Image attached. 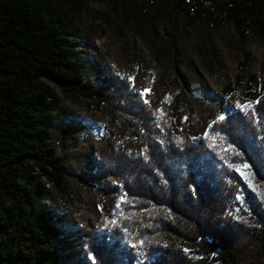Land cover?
I'll return each mask as SVG.
<instances>
[{
    "label": "trees",
    "instance_id": "16d2710c",
    "mask_svg": "<svg viewBox=\"0 0 264 264\" xmlns=\"http://www.w3.org/2000/svg\"><path fill=\"white\" fill-rule=\"evenodd\" d=\"M88 1L0 0V264H68L56 244L65 233L60 213L43 204L47 189L69 206L70 177L92 185L104 176L115 180L107 188L116 203L84 230L71 264H136L135 243L147 253L142 264H264V208L237 170L247 163L264 180V67L261 75L245 73V52L235 82L257 100L230 113L222 107L223 120L192 136L188 119L175 129L177 100L145 103L141 91H131L125 68L106 70L91 49L83 56L80 23ZM107 1L122 12V25L138 22L142 34L148 7L171 24L166 38L150 39L155 65L144 87L172 68L190 88L180 69L186 57L180 28H226L242 36L248 28L264 40V0H232L227 15L221 8L190 13L184 0ZM223 89L231 92V82ZM62 97L83 100L109 128L111 140L96 148V159L87 120ZM126 135L139 148H127ZM242 203L249 206L247 223L237 220Z\"/></svg>",
    "mask_w": 264,
    "mask_h": 264
},
{
    "label": "rangeland",
    "instance_id": "374dc122",
    "mask_svg": "<svg viewBox=\"0 0 264 264\" xmlns=\"http://www.w3.org/2000/svg\"><path fill=\"white\" fill-rule=\"evenodd\" d=\"M146 11L141 25L145 34H142L138 29V22L122 25V12L113 10L112 4L107 0L103 2L89 0L80 23V38L83 47L86 48L83 56L86 57V50L91 49L106 63V70L118 72L125 68L132 81V92L150 89L143 96L148 103L157 100L165 103L177 100L180 112L177 111L175 129H179L185 119H188V130L192 136L202 134L211 120L220 117L222 107L226 113H230L241 109L236 106L233 110L232 106L238 103L242 105L257 100L252 101L244 96L243 88L236 86L235 77L238 61L244 57L245 52H249L250 60L245 73L254 72L261 75L264 67V40L252 32L242 36L236 30L233 32L226 28L208 30L202 25L180 28L178 35V42L186 52L180 69L189 75L187 84L190 88L173 73L172 68L164 74L155 75L150 84L144 87V74L146 71L150 72L155 65L151 55L150 39L155 37L160 42L172 30L167 18H157L149 7ZM146 31L151 33L147 34ZM202 52L206 54L205 61H202L200 56ZM228 82H231L233 89L225 93L223 86ZM49 84L62 96L56 84L53 82ZM62 103L73 113L87 120L89 133L86 140L93 148L92 158L96 159V148L107 145L111 140V136H107L109 128L103 122L101 114L87 107L83 100L75 103L62 97ZM123 142L129 149L139 148L138 142L130 135H126ZM238 173L252 191L254 198L264 208V180L259 178L247 163L239 168ZM114 181L111 176L96 177L93 184L88 185L70 177L69 206L52 188L47 189V199L43 204L46 208L60 213L57 222L65 233L56 240V244L68 264L74 262L81 253L84 230L96 226L102 213L115 205L117 195L107 188L113 185ZM242 196L243 194L239 195L238 200L241 201ZM237 218L240 222H248V203H242V213L238 214ZM130 253L132 263L142 264L147 261V253L139 244H132Z\"/></svg>",
    "mask_w": 264,
    "mask_h": 264
},
{
    "label": "built area",
    "instance_id": "2783aa9c",
    "mask_svg": "<svg viewBox=\"0 0 264 264\" xmlns=\"http://www.w3.org/2000/svg\"><path fill=\"white\" fill-rule=\"evenodd\" d=\"M187 3H197V11L199 10H208L212 14H214L215 8H225V15H227L230 12V7H224L223 6V0H186ZM230 6H233L232 0H230ZM195 11V12H197ZM209 21V20H207ZM244 34L249 35L251 34V31L248 28H245L243 30ZM236 103V102H233ZM237 105L232 106L234 107L233 110H235Z\"/></svg>",
    "mask_w": 264,
    "mask_h": 264
},
{
    "label": "bare ground",
    "instance_id": "6f19581e",
    "mask_svg": "<svg viewBox=\"0 0 264 264\" xmlns=\"http://www.w3.org/2000/svg\"><path fill=\"white\" fill-rule=\"evenodd\" d=\"M184 2L188 5L190 13H195V11H197V3H187L186 0H184ZM223 3H226V5L228 7H230V0H223ZM218 9V8H215ZM214 9V10H215ZM221 9H225V8H221ZM222 15V14H221ZM220 18V17H219ZM220 21V20H219ZM216 22V21H215ZM221 23V22H220ZM223 26V25H222ZM224 27V26H223ZM209 28L213 29L214 28V24L210 23L209 24Z\"/></svg>",
    "mask_w": 264,
    "mask_h": 264
},
{
    "label": "snow or ice",
    "instance_id": "6c2138e0",
    "mask_svg": "<svg viewBox=\"0 0 264 264\" xmlns=\"http://www.w3.org/2000/svg\"><path fill=\"white\" fill-rule=\"evenodd\" d=\"M129 79H131V78H129ZM149 91H150V89L145 88V89L141 92V96H144V95L147 94ZM145 103H148V101L145 100ZM237 106L240 107L242 110H244V109H246V108H250V107H251V104L240 105V104L238 103ZM218 119L223 120L224 117H223V116H220V117H218ZM244 167L246 168L247 165H245ZM237 170L239 171V169H237ZM241 174L243 175L244 173H241ZM118 206H119V205H118ZM186 251H187V250H186Z\"/></svg>",
    "mask_w": 264,
    "mask_h": 264
}]
</instances>
